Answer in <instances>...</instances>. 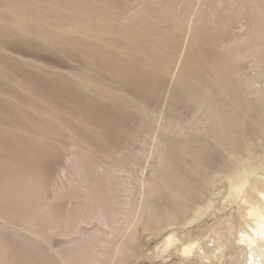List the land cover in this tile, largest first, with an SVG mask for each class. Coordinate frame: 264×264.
<instances>
[{"label":"rangeland","instance_id":"1","mask_svg":"<svg viewBox=\"0 0 264 264\" xmlns=\"http://www.w3.org/2000/svg\"><path fill=\"white\" fill-rule=\"evenodd\" d=\"M233 1L0 0V264H62L59 255L74 252L93 254L94 264H195L180 243L208 237L234 211L223 206L234 163L210 152L213 204L188 226L192 210L207 204L205 191L203 206L195 195L176 207L148 185L172 170L184 174L168 166L170 148L181 154L189 138L210 145L204 126L187 125L197 105L184 82L221 70L229 41L247 30L248 4ZM242 15L247 23H237ZM251 59L242 65L255 74ZM32 76L46 81L44 91ZM64 84L84 100L55 91ZM93 212L100 215L90 219ZM173 216L181 223L161 222ZM173 233L181 242L166 247Z\"/></svg>","mask_w":264,"mask_h":264},{"label":"bare ground","instance_id":"2","mask_svg":"<svg viewBox=\"0 0 264 264\" xmlns=\"http://www.w3.org/2000/svg\"><path fill=\"white\" fill-rule=\"evenodd\" d=\"M235 1H233L235 6L240 3L237 0L235 4ZM243 2L248 4L247 7L249 9L247 14H244L246 11L240 12V14L247 15L248 23L246 21L247 17L242 15L244 19L239 17L238 22L234 20L235 23L232 22V24L246 21L247 24H244L248 27H246L247 30L244 33L233 36V40L229 41L233 45L231 48H226L228 60L222 65L223 68L219 70L214 66L213 70L206 73L205 77L200 76L194 78L193 81L187 79L184 82L187 100L197 105V111L192 112L191 120L189 119L190 121H188L187 125L189 128L204 126L208 135V142L210 143L209 147L203 142L189 138L183 143L181 154L170 148L168 157H166L168 158V166L173 164L175 165L174 167L183 170L184 174L179 175L176 172H172L175 170H172L171 173H164L163 178H160L161 183L159 185L151 182L148 185L151 193L153 192L157 197L169 196L172 204L176 207H179L180 203H185L186 205L189 203L188 201L192 203V201H195L193 200L195 195L199 198V188L203 189L202 192L205 191V198H201V202L206 199L207 204L205 203V207L191 209L190 220L183 223L188 226V223H193L205 217L208 214V209L212 207V195L214 194V188H216L218 176L212 173L213 171L211 170L214 155L217 152L225 154L228 157V159L225 158L228 160L226 162L234 163L235 169L232 170L231 168L232 171L225 175L228 188L224 199L225 205H223L224 207L235 205L234 211L223 215L211 225L207 229L206 235L208 237L190 241H188L190 239L188 237L186 239L188 242L179 244L178 250H180L181 256L187 258L188 261L189 258H195V264H217L232 250L231 257L229 256L230 258H228V261L225 260L227 262H223L224 264H264V0L241 1L239 6L237 5L238 9L239 7L240 9L242 8L240 5ZM243 6L242 9L246 10V5ZM238 9L237 13L240 11ZM229 15L231 16L232 13ZM236 15H234L235 17L233 16V19H237L240 16L237 15L236 17ZM239 20L244 21L239 22ZM228 45L231 46V44ZM250 58L255 60V64L252 65L253 70H257L255 74L248 72L246 65H242ZM230 63H235L236 65L239 63L241 67L227 75L225 72ZM253 70L252 68L250 69V71L255 72ZM119 76L122 80L128 79V75L122 74ZM149 77L147 75L146 79ZM255 82H262L260 84L263 85L256 87ZM32 83L36 90L44 91L46 87V81L36 76H32ZM258 83L257 85H259ZM70 87L68 84H64L61 87L63 89L55 91L64 97H71L77 101L84 100L82 93ZM50 91H53V89L51 88ZM14 113L19 117H23V114L18 111ZM86 115L92 117L90 114ZM254 129L262 132L261 139L253 141L256 139L253 137ZM168 131L172 132L174 128L169 127ZM256 146L261 149L256 151L254 149ZM210 152L214 155L210 154ZM182 154L189 159V162L185 160ZM159 159L162 164L163 157ZM214 163L217 162L214 161ZM218 163L219 166L223 165L220 162ZM163 164L161 167H164ZM191 179H193V182L196 181L195 187H192V190L186 189V185L189 184ZM190 184L191 187L192 183ZM199 202L198 204L200 205L201 202ZM195 206L197 207V205ZM200 206L203 205L201 204ZM99 215V212H93L89 217L92 219ZM177 220L178 217L173 216L166 217L161 222L164 224L181 223ZM85 222L87 220L84 219L77 222V224ZM173 234L167 236L166 243H164L166 247L172 245V243L181 242L182 238ZM80 257H82L81 253L76 254L75 252L59 255L62 264H94L97 261L93 254L88 259H80Z\"/></svg>","mask_w":264,"mask_h":264}]
</instances>
